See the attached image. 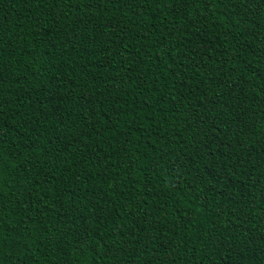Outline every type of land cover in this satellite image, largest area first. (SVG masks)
Here are the masks:
<instances>
[{
    "label": "trees",
    "instance_id": "1",
    "mask_svg": "<svg viewBox=\"0 0 264 264\" xmlns=\"http://www.w3.org/2000/svg\"><path fill=\"white\" fill-rule=\"evenodd\" d=\"M0 264H264V0H0Z\"/></svg>",
    "mask_w": 264,
    "mask_h": 264
}]
</instances>
